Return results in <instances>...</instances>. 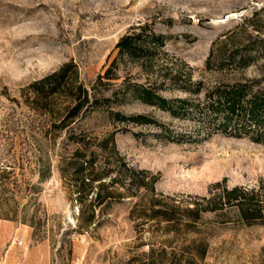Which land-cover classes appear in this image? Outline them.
I'll return each instance as SVG.
<instances>
[{"label": "rangeland", "instance_id": "rangeland-1", "mask_svg": "<svg viewBox=\"0 0 264 264\" xmlns=\"http://www.w3.org/2000/svg\"><path fill=\"white\" fill-rule=\"evenodd\" d=\"M144 23L169 37L164 47L168 57L158 64L162 73L187 74L202 81L204 89L264 73V58L241 72L219 73L205 65L212 50L226 53L249 42L264 54V0H0V175L1 168H12L0 177L5 184L0 187V264H132L151 246H171L168 252L182 255L183 246L197 238L206 244L198 264H264V225L241 222L236 208L205 213L196 233L174 238L157 230L154 222L132 218L137 198H125L99 216L95 230L73 231L76 205L58 167L64 132L39 142L46 125L23 103V91L69 61L91 85L116 58L120 37ZM126 70L141 71L137 64ZM163 95L186 97L177 92ZM121 111L151 115L192 136L176 143L156 138L159 131L152 127L130 125H118L126 132L114 136L117 156L155 176V193L181 208L193 207L197 199L223 187L264 186V146L249 138L219 133L204 137L192 119L175 120L139 104ZM79 125L80 131L99 140L117 126L99 114ZM24 212L41 225V237L21 222Z\"/></svg>", "mask_w": 264, "mask_h": 264}, {"label": "trees", "instance_id": "trees-1", "mask_svg": "<svg viewBox=\"0 0 264 264\" xmlns=\"http://www.w3.org/2000/svg\"><path fill=\"white\" fill-rule=\"evenodd\" d=\"M168 38L144 23L120 37L115 46L116 58L91 85L87 86L81 80L78 66L69 61L35 80L23 91V103L48 126L43 128L39 142L49 139L50 135V139H55L64 132V150L58 167L76 205L73 231L95 230L100 223L99 216L125 198H137L131 209L132 218L154 222L157 230L172 234L174 238H186L190 233H196L203 214L220 213L226 208H236L239 220L245 224L264 225V186L258 189L223 187L209 198L197 199L193 207L181 208L176 202L155 193V176L130 166L117 156L114 136L126 132L118 125L152 127L159 131L156 138L176 143L193 139L190 134L180 133L151 115L125 114L121 108L128 104L142 105L175 120L192 119L201 126L204 137L216 133L234 138L247 137L264 146V73L260 78L225 81L204 89L202 81L192 80L187 74L162 73L158 68V64L168 57L164 52ZM219 51L217 54L213 50L210 52L205 63L207 70L215 66L219 73L241 72L264 58L250 42L226 53ZM129 64H137L141 71L136 74L125 71ZM120 70L125 71L123 75L119 74ZM142 76L145 81L139 82ZM165 92L182 93L186 97L168 98L163 95ZM92 114H99L117 125L116 131L101 140L80 131L79 124ZM70 147L71 152H67ZM11 170L1 168L0 177ZM44 177L40 172L39 178ZM0 185L5 186L3 181ZM141 190H144L143 194ZM11 211L12 218L17 219L15 210ZM33 219L27 218L25 212L20 218L35 230V235L42 236L41 225ZM167 248L171 246L159 249L151 246L131 262L198 264L206 253V244L198 238L183 246L182 255L174 250L168 252Z\"/></svg>", "mask_w": 264, "mask_h": 264}]
</instances>
